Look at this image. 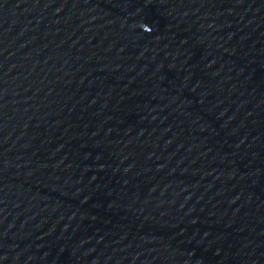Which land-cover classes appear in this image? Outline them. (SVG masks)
Returning a JSON list of instances; mask_svg holds the SVG:
<instances>
[{
  "label": "water",
  "instance_id": "water-1",
  "mask_svg": "<svg viewBox=\"0 0 264 264\" xmlns=\"http://www.w3.org/2000/svg\"><path fill=\"white\" fill-rule=\"evenodd\" d=\"M0 264H264V0H0Z\"/></svg>",
  "mask_w": 264,
  "mask_h": 264
}]
</instances>
